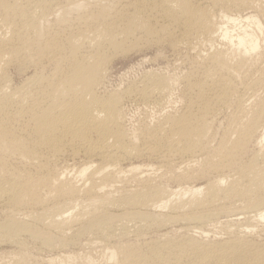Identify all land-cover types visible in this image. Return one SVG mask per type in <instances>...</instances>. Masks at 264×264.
Instances as JSON below:
<instances>
[{
	"label": "bare ground",
	"instance_id": "1",
	"mask_svg": "<svg viewBox=\"0 0 264 264\" xmlns=\"http://www.w3.org/2000/svg\"><path fill=\"white\" fill-rule=\"evenodd\" d=\"M0 264H264V0H0Z\"/></svg>",
	"mask_w": 264,
	"mask_h": 264
},
{
	"label": "rangeland",
	"instance_id": "2",
	"mask_svg": "<svg viewBox=\"0 0 264 264\" xmlns=\"http://www.w3.org/2000/svg\"><path fill=\"white\" fill-rule=\"evenodd\" d=\"M152 55H153V53H152ZM164 56H167L169 59V54L166 53ZM138 59H139L138 56L136 57V56L132 55V57L129 56L127 58L119 59L113 64L112 68H114V69H112V76H111L112 86H114V87L119 86L122 82H124V81L126 82L127 79L130 80L133 77H136V76L138 77L143 73L144 70H146L148 68V66H144V65L142 66L140 64V59L139 60ZM161 63H163V64H161L162 66L160 65L162 68H164V69L168 68V70L170 72L174 71L172 63L170 62L171 65L168 64L169 62H167V59L166 60L163 59V62H161ZM139 107H142V106L138 105L136 103H130V105L129 104L127 105V110H129V111H127L128 116H129V118H131V120L134 124L137 123L138 121H140V119H142L144 117V113L146 111V110H144L145 108H139ZM148 110H151V111H149V113L152 116H153V114H155L154 113L155 110H153V109H148Z\"/></svg>",
	"mask_w": 264,
	"mask_h": 264
}]
</instances>
